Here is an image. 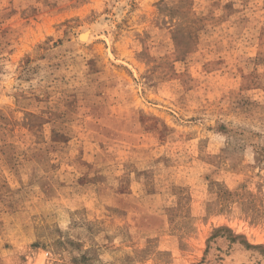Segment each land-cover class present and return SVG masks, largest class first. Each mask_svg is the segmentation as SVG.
Wrapping results in <instances>:
<instances>
[{"label": "rangeland", "instance_id": "obj_1", "mask_svg": "<svg viewBox=\"0 0 264 264\" xmlns=\"http://www.w3.org/2000/svg\"><path fill=\"white\" fill-rule=\"evenodd\" d=\"M0 264H264V0H0Z\"/></svg>", "mask_w": 264, "mask_h": 264}, {"label": "bare ground", "instance_id": "obj_2", "mask_svg": "<svg viewBox=\"0 0 264 264\" xmlns=\"http://www.w3.org/2000/svg\"><path fill=\"white\" fill-rule=\"evenodd\" d=\"M88 34L86 33L85 35L82 36L83 39H86Z\"/></svg>", "mask_w": 264, "mask_h": 264}]
</instances>
